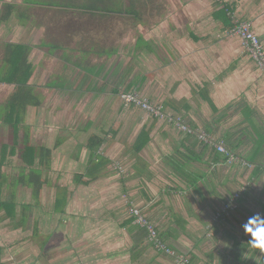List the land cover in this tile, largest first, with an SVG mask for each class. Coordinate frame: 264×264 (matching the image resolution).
Listing matches in <instances>:
<instances>
[{"label":"crops","instance_id":"obj_1","mask_svg":"<svg viewBox=\"0 0 264 264\" xmlns=\"http://www.w3.org/2000/svg\"><path fill=\"white\" fill-rule=\"evenodd\" d=\"M225 1L236 18L250 23L264 46V0ZM222 8L211 0H0V60L9 45L29 48V59L47 47L61 49V87L56 89L95 119L78 130L83 140L67 133L61 138V175H72V185L81 193L75 200L81 209H72L78 215L74 239L85 232L79 219L91 216L100 224L129 227L130 249L137 250L131 261L151 249V262L172 264V258L144 245V231L129 223L132 203L189 264H263L242 228L264 206L247 198L252 187L241 195L237 210L213 224L215 213L236 193L227 186L240 184L233 169L222 166V157L211 147L138 108L124 107L118 98L122 91L136 90L188 126L216 135L233 151L250 144L246 159L256 152L260 156L264 71L252 59H221L227 51L216 40L227 28ZM50 17L61 19L57 37L50 34ZM28 62L30 79L44 72L41 61L37 66ZM49 85L45 87L53 88ZM92 137L101 142L96 152L102 166L90 180L87 142ZM263 172L264 167L257 174L253 170L250 178ZM101 201L108 206L106 220L96 211ZM70 202L68 198L62 214ZM109 242H115L113 237Z\"/></svg>","mask_w":264,"mask_h":264},{"label":"rangeland","instance_id":"obj_2","mask_svg":"<svg viewBox=\"0 0 264 264\" xmlns=\"http://www.w3.org/2000/svg\"><path fill=\"white\" fill-rule=\"evenodd\" d=\"M211 2L217 4L218 1L211 0ZM224 3H226L225 0L219 4L224 5ZM48 20L51 24L50 34L54 37L59 36L61 32L59 31L58 23L61 19L50 17ZM225 31L223 29L216 36V40L222 43L221 46L227 49L225 55L221 56V59H250L242 47L239 38L228 37L225 35ZM220 42L218 43V48H221ZM47 49L52 55H48ZM47 49H42L36 55H33L31 59H29L30 55H28V60L35 64V66L41 61L40 66L45 68L43 69L44 72L41 70L34 73L33 79L29 80V84L34 86L35 93L39 95L41 104L37 108L28 107L22 121L18 124L19 138L23 137L25 129H27L31 145L44 146L51 149L50 169L48 171L45 170L42 174L45 183L42 185L38 203L35 202L29 189L23 187L21 184L14 185L18 174L21 173L22 168L25 166L19 158V152L17 151L19 146L15 147V149L11 146L13 142L12 131L10 126L1 120L2 113H0V173L6 177L5 186L1 190V199H12L16 210L15 219L0 220V248L2 249L0 260L3 264L157 263V259L151 262V258L154 256L151 249H147L146 253L137 255L136 262L130 260V256L135 254L137 250L132 249L135 251H131L130 249L132 244L130 243V239L128 240L129 227L127 226L122 227L117 224L111 227L107 224L95 222L91 216L88 218L86 216L84 219L81 217L77 221L79 227L85 229V232L79 239H74L78 225L76 219L74 220L73 218L78 215L72 209H76L75 200L77 197H80L81 193H78L74 189V185L71 182L72 175H61V138H65L67 133L71 137L76 135L73 137L75 140H83L80 138L83 135L78 130L89 120L95 121V119L92 116L89 118L91 113H87V111H78L79 102H76L77 107L74 108L72 104L73 100H70L71 97L68 99L61 98V89H56V87L61 86V49L54 50L51 47H47ZM1 50L0 57L2 55ZM48 83L53 88L47 89L45 86ZM13 89V86L0 87L1 104L11 95ZM86 99L87 97H84L82 101L84 100L85 103ZM1 104L0 109L2 108ZM153 104L156 105L155 103ZM169 114L175 115L174 113ZM231 122L233 121H229L228 123L231 124ZM196 130L203 131V129ZM204 132L207 133L205 130ZM183 134L186 135L185 133ZM207 134L213 139L218 138L216 135ZM85 135L88 134L85 133ZM192 137L199 141L196 136L193 135ZM242 138L241 140H243ZM263 141L264 139L260 136L259 147L264 144L262 143ZM57 142L60 145L56 147ZM224 144L227 147L225 141ZM250 147V144H239V147L234 149V151L231 147L227 148L236 157L246 160ZM66 148L69 149L68 147ZM1 157L3 158L1 159ZM259 159H263L262 163L264 165V152L259 156ZM234 163V161H227L226 164L222 165L226 168H232L234 180L240 183L239 186L234 183L228 185L227 190L232 191L235 189L239 193L245 191L246 187H252V193L247 198L252 200L251 202H255V205H257V199L264 205V172L259 177L256 176L254 179L256 180L257 177L258 179L254 182L255 180L250 178L253 164L246 165L242 162H237L236 165ZM63 185L68 187H66L68 191L67 198L71 202L69 203V207L66 208L67 214L61 215V213H54L53 207L56 191L59 189L61 194L60 188H63ZM85 194H89V192ZM105 205L106 203L101 201L96 209L99 218L101 217L102 220L108 218L106 214V207L108 206ZM133 206L136 207L132 203H129L128 213H130V209ZM77 209L80 210L81 207L78 206ZM257 209L259 208L256 206V211ZM1 214L2 212H0ZM120 214V212L117 213L115 217ZM242 214V211L239 212V215ZM21 216L25 218L24 225L14 228L13 224L20 223ZM66 216H68V219H66ZM226 218H223V220ZM132 226L137 227L133 224ZM34 232L36 233L35 236H33ZM90 237H94L95 242H90ZM112 237L115 241L114 243L109 242ZM98 239L100 240L98 241ZM146 243L149 244L148 241H144V245L146 246ZM112 254H114V257L110 256ZM116 254L118 255L116 256Z\"/></svg>","mask_w":264,"mask_h":264},{"label":"trees","instance_id":"obj_3","mask_svg":"<svg viewBox=\"0 0 264 264\" xmlns=\"http://www.w3.org/2000/svg\"><path fill=\"white\" fill-rule=\"evenodd\" d=\"M227 12L232 13L231 8L226 3H224L222 8V15L226 19L225 21L227 27L226 29H229L231 27V20L229 15H227ZM51 48L57 50V47H51ZM28 55H29V48L25 46L9 45L3 48V58L0 60V84H8L10 86H13L14 89L11 95L6 99V101L1 104L2 108L0 109V113H2L1 120L4 123L8 124L11 128L13 135V139H12L13 142L11 146L14 149L15 147L17 148V146H19L17 148V151L19 152V158L26 167V168L25 167L22 168V171L21 173L18 174L17 180L15 181L14 185L21 184L23 187L30 189L32 197L35 199V202L38 203L40 192L42 190V185L45 183V180L42 178V174L45 170L48 171L50 169L51 149L46 148L44 146L31 145L29 142L27 129H25L22 138L18 137V124L22 121L26 109L28 107L37 108L41 104L39 95L35 93L34 87L29 84V80L32 75V65L28 62ZM128 91L131 90H125L122 92H128ZM95 139H96L95 137H92L87 142V146L90 149L89 162L92 166L89 168V171L86 176L90 178V180L96 178L97 176V174H93V170H96L102 166L101 158H99V155L96 152L97 149L100 147L101 142L99 141L95 142ZM59 145L60 143L57 142L55 146L57 147ZM220 156L222 157L220 163L224 164L226 157L225 156L223 157L222 155ZM245 161L254 165L253 166L254 174L259 173L261 169H263L264 167L262 163L263 159H259V155L257 152L253 153L252 156L246 159ZM75 178L80 179L81 177L77 175L75 176ZM5 183H6V177L0 173V212H2V214L0 215V220H8V219L13 220L16 218V210H15L14 202L12 201V199L10 200L1 199V192H2L1 190L2 188H4ZM77 183L80 182L77 181ZM81 183L88 184L87 182H81ZM60 189H61V194L59 189H57L56 191L54 207H53V212L56 214L63 213L64 207L67 204V200H68L67 198L68 193L66 189L65 188H60ZM247 189L248 187H246V190ZM246 190L240 192V198L241 195L246 192ZM262 214H264V206H263ZM24 220H25L24 216H21L20 223L13 224V227L14 228H18L19 226L22 227L24 225ZM129 223H132V218H131V222ZM34 231H35V227H34ZM35 235L36 233L34 232L33 236ZM146 235L147 234L144 231V236L147 239ZM159 237L161 238L160 235ZM149 245L151 246L150 243ZM1 250L2 249L0 248V254H1ZM130 260H134V259H132L131 257ZM0 264H3L1 260H0Z\"/></svg>","mask_w":264,"mask_h":264},{"label":"built area","instance_id":"obj_4","mask_svg":"<svg viewBox=\"0 0 264 264\" xmlns=\"http://www.w3.org/2000/svg\"><path fill=\"white\" fill-rule=\"evenodd\" d=\"M217 1L223 2V0ZM227 15L230 17L231 27L226 29L225 35L228 37L239 38L242 47L253 60L257 68L264 71V46L262 41L252 30L249 22L239 20L233 13L230 12H227ZM119 99L124 107L132 106L134 108H138L147 115L174 126L179 132H183L188 136H196L199 142L211 147L216 153L222 155L223 157L225 156L226 160L224 164H226L227 161H234V164L236 165L237 162H242L246 165L250 164L244 159L242 160L241 158L236 157L225 146L222 140L213 139L204 131H197L196 129L188 126L180 116L167 113L161 106L154 105L134 90L121 92L119 94ZM239 198L240 192H236L231 195L223 204L220 211L215 213L213 223L215 224L216 222L223 220V218H226L231 212H234L238 207ZM129 214L132 218V224L146 232L147 241L151 244L155 252L172 258V264H189V259L186 256L178 254L159 237L155 224L149 220L140 208L134 206L131 207ZM209 229H211V226H207V230Z\"/></svg>","mask_w":264,"mask_h":264},{"label":"clouds","instance_id":"obj_5","mask_svg":"<svg viewBox=\"0 0 264 264\" xmlns=\"http://www.w3.org/2000/svg\"><path fill=\"white\" fill-rule=\"evenodd\" d=\"M242 228L245 235L250 237L247 241L249 248L257 250V259L264 261V214L257 213L250 216Z\"/></svg>","mask_w":264,"mask_h":264}]
</instances>
